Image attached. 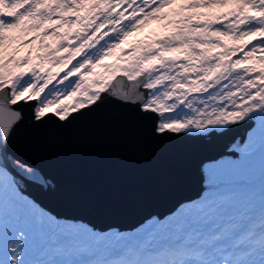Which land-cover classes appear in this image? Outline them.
I'll use <instances>...</instances> for the list:
<instances>
[{"label": "snow or ice", "instance_id": "obj_1", "mask_svg": "<svg viewBox=\"0 0 264 264\" xmlns=\"http://www.w3.org/2000/svg\"><path fill=\"white\" fill-rule=\"evenodd\" d=\"M175 3L0 0V264H264V0H194L164 11ZM150 20L166 34L122 49ZM33 31L28 43L54 44L41 43L39 63L8 52ZM116 49L123 66L105 63ZM118 72L135 82L123 94L109 84ZM108 97L134 105L153 138L251 127L240 159L209 169L199 201L134 232L105 234L61 223L25 196L16 177L36 170L12 143L24 105L39 128L69 125Z\"/></svg>", "mask_w": 264, "mask_h": 264}, {"label": "water", "instance_id": "obj_2", "mask_svg": "<svg viewBox=\"0 0 264 264\" xmlns=\"http://www.w3.org/2000/svg\"><path fill=\"white\" fill-rule=\"evenodd\" d=\"M134 83L117 75L110 86L123 94ZM22 115L12 151L36 170L35 177H16L22 191L57 216L81 218L102 230L132 229L198 196L208 185L197 166L228 152L225 135L249 127L153 138L134 105L112 97L69 125L37 128L28 105Z\"/></svg>", "mask_w": 264, "mask_h": 264}, {"label": "rangeland", "instance_id": "obj_3", "mask_svg": "<svg viewBox=\"0 0 264 264\" xmlns=\"http://www.w3.org/2000/svg\"><path fill=\"white\" fill-rule=\"evenodd\" d=\"M189 2H194V0H176V3L174 5H172L169 8H165L164 11L165 12H170L173 8H176V7H178L181 4H185V3H189ZM212 10L215 11V12H226V11L229 10V8L228 7H219V6H217V7H214ZM201 11H208V9H201ZM155 21H158L157 22L158 25L156 27H154L153 33L150 36L147 34L146 30H142V32H140V34H136V32H135V33H133V35L129 36L128 39L125 41V43H127V47L125 48L124 44H123L121 46V48L124 49V50H129L132 45H142V44H145V43H149V42H151L153 40H156V39H159L163 35H165L167 30L162 26L163 22L160 21V20H155ZM36 34L37 33L35 31H33V32L29 33L28 35L22 37L21 40L16 41L8 49V52H12L14 49H18V51H16V57L18 59L22 58V57H25V56H31L32 60H33V63H39L38 61H36L35 58L38 55H44L45 52L47 51L45 48L41 47V43L52 44L53 46H54V44H53V39L49 38V37H44L43 41L35 40L32 43H28V41H32V38ZM219 50L220 49H217V51H219ZM121 54H122L121 53V49H116L115 50V54L113 56H110L109 58H107L105 60V63H109V64L117 63V64H120L121 66H123L124 65V61L117 59V57L119 55H121ZM57 55H64V53L63 52L57 53ZM258 55H259V53H258ZM47 65H48V63L46 61L43 62V66L45 67V69H47ZM25 67H26V65H21L20 68L14 69V71H19V70H21V69H23ZM52 71H54V72L57 71V66L56 65H53ZM96 71H102V69L98 68V69H96ZM121 73H123V72H121ZM110 80H111V78H110ZM54 83H55V81H54ZM237 141L239 143V147H236V142ZM246 141H241L239 136L237 138H235V140H231V142L228 140L226 142V145H225V148L227 149V151H229L228 153H225L221 157H218V158H216L214 160L206 161V162H204L201 165V169H202L201 173H202L203 181H204L205 184L208 185V171L213 165L220 164L221 162H224V161H236V160L240 159L239 148H241ZM234 149L236 151V154L233 153ZM231 150H232V153H230ZM207 190H208V187H206L204 189H201L200 192L205 194V192ZM202 196L203 195H201V197L199 196L198 198H195L192 201H199V199L202 198ZM185 202H188V201H184V202L179 203L177 208L182 207L184 205L183 203H185ZM43 210L45 212H47L49 215L55 217L54 215L49 213L48 208H46L45 206H43ZM169 214H171V213H169ZM56 219L58 221H60L61 223H78V224H82V225H85L87 227L92 228L90 225L85 223V221L83 219H81V218H76V219L75 218H66L64 215H60V217L56 218ZM161 219H164V217L163 218L160 217V219H157V217L153 216L152 218H149L146 221H144L143 223H141L142 225L137 226L135 229L142 228L143 226H145L149 222H154V221H159V220L162 221ZM135 229L134 230H121L120 233L128 234V233L134 232ZM94 230L97 231V232L105 233V234L110 233V232H118L115 227H110L109 229H107L105 231H99V230H97L95 228H94Z\"/></svg>", "mask_w": 264, "mask_h": 264}, {"label": "bare ground", "instance_id": "obj_4", "mask_svg": "<svg viewBox=\"0 0 264 264\" xmlns=\"http://www.w3.org/2000/svg\"><path fill=\"white\" fill-rule=\"evenodd\" d=\"M243 133H245V131L241 132L240 134H238L237 136H234V137L233 136L229 137L230 135H225L223 138H225V140H227V141L229 140L231 142V140H235V138H237L238 136L241 137ZM201 165H202V163L197 166L198 169H199V172H202ZM200 174H201V177H202V173H200ZM202 181H203V177H202ZM25 191H27V190H25ZM183 201L184 200L182 199L180 202H183Z\"/></svg>", "mask_w": 264, "mask_h": 264}, {"label": "trees", "instance_id": "obj_5", "mask_svg": "<svg viewBox=\"0 0 264 264\" xmlns=\"http://www.w3.org/2000/svg\"><path fill=\"white\" fill-rule=\"evenodd\" d=\"M202 197H203V196H202ZM185 205H187V204H185ZM183 206H184V205H183ZM176 212H177V211H176ZM176 212H174L173 214H175ZM173 214H172V215H173ZM172 215L166 216V218L163 219V221H164V220H167V219L170 218Z\"/></svg>", "mask_w": 264, "mask_h": 264}]
</instances>
